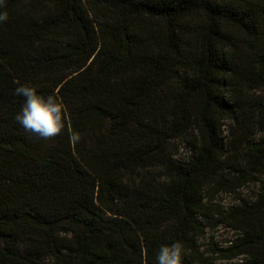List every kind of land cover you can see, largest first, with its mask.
<instances>
[{
	"label": "trees",
	"instance_id": "obj_1",
	"mask_svg": "<svg viewBox=\"0 0 264 264\" xmlns=\"http://www.w3.org/2000/svg\"><path fill=\"white\" fill-rule=\"evenodd\" d=\"M4 12L0 264H157L177 241L182 264H264V0H3ZM21 84L67 106L58 136L16 122ZM248 185L255 198L215 219L236 239L208 256L210 198Z\"/></svg>",
	"mask_w": 264,
	"mask_h": 264
},
{
	"label": "clouds",
	"instance_id": "obj_2",
	"mask_svg": "<svg viewBox=\"0 0 264 264\" xmlns=\"http://www.w3.org/2000/svg\"><path fill=\"white\" fill-rule=\"evenodd\" d=\"M3 0H0L2 4ZM8 20L7 12L0 13V23ZM15 96L22 98L21 110L16 114V122L25 132L43 140L53 139L66 127L68 121L67 106L54 95L38 94L35 87L21 84L15 88ZM69 144L75 146L81 142L80 132L69 129ZM183 244L180 241L171 245H161L157 254V264H182Z\"/></svg>",
	"mask_w": 264,
	"mask_h": 264
},
{
	"label": "rangeland",
	"instance_id": "obj_3",
	"mask_svg": "<svg viewBox=\"0 0 264 264\" xmlns=\"http://www.w3.org/2000/svg\"><path fill=\"white\" fill-rule=\"evenodd\" d=\"M226 131V130H225ZM225 136L227 133L225 132ZM179 156L186 158L190 153L187 146L179 144ZM259 190L258 185H248L238 193H222L215 197H211L210 210L206 212V217L200 218V222L205 227V234L199 241L200 249L210 256L211 251L217 247L220 249L227 248L235 239L236 234L224 225H216L215 219L220 213H226L233 207L239 206L244 201H252ZM213 264H239L241 260L226 262L217 256L212 260Z\"/></svg>",
	"mask_w": 264,
	"mask_h": 264
}]
</instances>
